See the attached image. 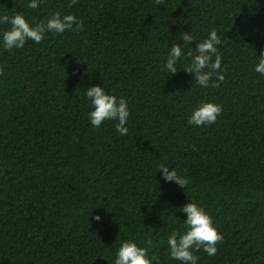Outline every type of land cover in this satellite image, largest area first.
<instances>
[{
    "label": "trees",
    "instance_id": "obj_1",
    "mask_svg": "<svg viewBox=\"0 0 264 264\" xmlns=\"http://www.w3.org/2000/svg\"><path fill=\"white\" fill-rule=\"evenodd\" d=\"M56 12L83 30L0 47V264H114L124 241L177 264L167 239L186 231L189 202L222 237L197 264H264V0H0V16L33 26ZM212 30L223 80L196 84L187 55L181 72L162 70L183 33L195 37L187 54ZM93 85L127 102L128 135L90 125ZM203 102L221 114L189 125ZM161 164L187 184L163 182Z\"/></svg>",
    "mask_w": 264,
    "mask_h": 264
},
{
    "label": "clouds",
    "instance_id": "obj_2",
    "mask_svg": "<svg viewBox=\"0 0 264 264\" xmlns=\"http://www.w3.org/2000/svg\"><path fill=\"white\" fill-rule=\"evenodd\" d=\"M40 3L41 0H29V7L39 8ZM0 24L10 25L9 30L0 34V47L5 50L23 49L29 41L39 44L46 33L60 35L69 30L82 31L84 28L83 21H78L77 17L71 14L62 15L60 12L52 14L46 23L41 22L35 26L30 25L22 14L0 16ZM194 41L195 37L190 32L183 33L181 43L174 42L169 48L162 70L171 76L181 72L177 65L182 63L187 55L190 60L184 64L183 72L192 76L196 84L208 87L213 74L223 80L220 74L221 56L218 54V46L222 41L217 31H210L205 39L195 43L193 51L186 54L184 47L192 45ZM256 58L254 71L264 76V54ZM85 89V98L91 108L87 114L90 125L99 129L104 122L111 121L115 123V129L120 136L128 135L130 111L127 102L123 98L107 93L102 86L93 85ZM221 112L222 108L218 104L203 102L192 110L187 123L195 127L210 126L216 122ZM158 173L162 174L161 179L165 183L175 182L181 189L187 184L186 179L163 164L160 165ZM178 209L186 216L184 220L186 231H173L168 236L170 258L177 264H197L198 257L194 252L201 248L208 256H214L217 252L216 244L222 237L214 227L211 217L202 207L191 202ZM94 219L100 222L102 218L97 215ZM146 243L150 247L152 241L148 240ZM147 251V248L139 247L134 241H124L115 253L114 264H153L147 257Z\"/></svg>",
    "mask_w": 264,
    "mask_h": 264
}]
</instances>
